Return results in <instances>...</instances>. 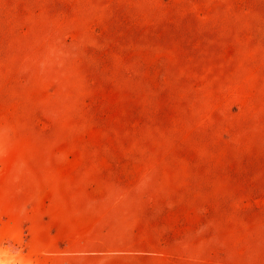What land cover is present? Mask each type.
<instances>
[{"label": "rangeland", "instance_id": "1", "mask_svg": "<svg viewBox=\"0 0 264 264\" xmlns=\"http://www.w3.org/2000/svg\"><path fill=\"white\" fill-rule=\"evenodd\" d=\"M0 264H264V0H0Z\"/></svg>", "mask_w": 264, "mask_h": 264}]
</instances>
